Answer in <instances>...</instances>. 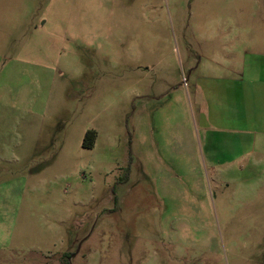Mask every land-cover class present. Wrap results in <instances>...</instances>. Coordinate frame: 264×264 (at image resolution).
I'll return each instance as SVG.
<instances>
[{"label": "rangeland", "instance_id": "rangeland-1", "mask_svg": "<svg viewBox=\"0 0 264 264\" xmlns=\"http://www.w3.org/2000/svg\"><path fill=\"white\" fill-rule=\"evenodd\" d=\"M233 81L261 94L264 0H0V264H264Z\"/></svg>", "mask_w": 264, "mask_h": 264}, {"label": "crops", "instance_id": "crops-1", "mask_svg": "<svg viewBox=\"0 0 264 264\" xmlns=\"http://www.w3.org/2000/svg\"><path fill=\"white\" fill-rule=\"evenodd\" d=\"M242 84L243 83L240 81H233L230 85H227V88H229V89L232 88V86L237 87V90H240V93H243L245 95L242 98V96H240V94L238 95L237 91H234L236 94H235L234 98H232L230 100V101H233V103L235 104L236 107H238L239 111L243 110L241 107V104L244 100H248V101H252V102L256 101V103L257 102H263L264 103V86H263V84H261L263 86V88H261V94H258L257 96H255V94H254V97L251 93H249L248 96H246V93L244 92ZM218 87H219V85H217L216 88H218ZM240 99H241V101H240ZM218 101L219 102H226L224 98L218 99ZM239 101H240V103H239ZM254 110H255V108H254ZM261 114H264V109L259 110L257 112V115H261Z\"/></svg>", "mask_w": 264, "mask_h": 264}, {"label": "trees", "instance_id": "trees-1", "mask_svg": "<svg viewBox=\"0 0 264 264\" xmlns=\"http://www.w3.org/2000/svg\"><path fill=\"white\" fill-rule=\"evenodd\" d=\"M94 138H95V132L93 130L86 131L82 145L84 147H91L93 145Z\"/></svg>", "mask_w": 264, "mask_h": 264}]
</instances>
